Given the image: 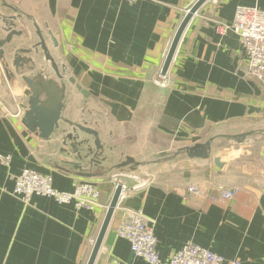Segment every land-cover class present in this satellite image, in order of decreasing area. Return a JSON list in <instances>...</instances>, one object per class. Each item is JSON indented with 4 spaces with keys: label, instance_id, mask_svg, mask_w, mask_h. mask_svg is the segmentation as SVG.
Instances as JSON below:
<instances>
[{
    "label": "crops",
    "instance_id": "1",
    "mask_svg": "<svg viewBox=\"0 0 264 264\" xmlns=\"http://www.w3.org/2000/svg\"><path fill=\"white\" fill-rule=\"evenodd\" d=\"M4 1L7 6L0 0V39L7 32L4 17L16 16L14 28L23 33L4 45L0 57V155L11 157L8 166L0 162V264H86L114 192L115 162L166 153L220 132L256 131L250 127L255 123L264 125V87L246 74L240 37L218 28L220 22H233L237 5L264 10V0H206L180 37L165 87L154 80L196 0ZM28 15L41 25L59 69L65 65L68 77L89 92L84 97L68 84L64 117L96 128L108 147L109 159L92 169L102 175L88 178L100 191L94 208L76 209L72 203L58 204L38 195L26 205L12 194L14 177L25 167L50 174L53 186L63 192L73 191L80 177L69 164L75 157L62 152V138L72 126L61 123L63 133L43 140L21 123L30 91L12 62L18 50L39 40ZM49 31L58 42L56 48ZM26 56L33 59L36 72L59 82L40 48ZM6 64L14 78L6 75ZM76 132L93 145L92 136ZM252 140L262 143L228 148L217 138L208 159L193 160L189 169L172 163L171 174L160 168L154 179L127 188L94 264H110L112 259L118 264H150L113 232L123 208L139 210L150 221L163 262L193 242L227 261L264 264V139ZM215 158H220L221 168ZM190 183L213 194L219 187L233 188L235 195L225 201L185 197Z\"/></svg>",
    "mask_w": 264,
    "mask_h": 264
},
{
    "label": "water",
    "instance_id": "2",
    "mask_svg": "<svg viewBox=\"0 0 264 264\" xmlns=\"http://www.w3.org/2000/svg\"><path fill=\"white\" fill-rule=\"evenodd\" d=\"M2 1V6H7L4 0ZM206 0H196L194 4L187 10L184 18L182 19L180 25L178 26L168 52L166 54L162 69L161 75H165L169 68L170 62L173 58L174 52L180 40V37L192 18L196 13L198 8ZM30 19L35 27L36 35L38 36V42H36L31 48L20 49L15 53L13 57V66L15 67L16 75H21L22 80L26 83L29 88L30 95L28 97L27 108L24 111L21 123L31 132L37 134L43 140H49L54 135L58 133H63L64 130L61 128V123L72 126V132L65 133V136L62 138V145L64 146L62 152L67 155H73L75 157V162H69L76 174L84 178H95L102 175V172L94 173L92 169L94 166H100L101 163L106 162L109 157L105 155V150L108 148L105 143L102 142L100 134L96 128H90L86 125L76 124L69 119L65 118L63 115L65 109V102L68 98V84L73 85L84 97L89 96V92L83 89L78 83H76L75 78L68 77L67 69L65 65H59L49 51L45 38L44 32L41 28V25L37 20L31 16H27ZM5 22V31L6 35L4 38L0 39V57L4 55V45L11 42L14 36L22 35V30H16L14 28L15 21L17 20L16 16H9L2 18ZM52 46L56 48L58 42L53 36L52 32H48ZM39 48L43 52L44 60L47 64L50 65L52 72L59 82L45 77L44 73L36 72L33 59L29 55L31 53H37ZM31 72V74H28ZM6 75L9 78H14V73H9L7 70L6 64ZM83 132L84 134L90 135L93 138V145H89V140L87 138H82L77 134L76 131ZM237 130V129H232ZM235 134L227 133H216L215 135L209 137L206 141L201 143H195L189 146H185L179 149H175L163 154H157L156 158L152 160L146 159H134L133 157H126L122 162H115L113 164L112 170H130L134 171L137 168L141 167H153L165 165L168 163H175L176 166L183 169H189L192 167V161L195 159L206 160L210 157V150L212 143L220 137H228L235 139L237 141H243L247 138H261L264 139V134L254 130H243L236 131ZM70 141V144H66V141ZM188 157L187 161H184V157ZM214 163L218 167H222V162L220 158H215ZM87 166V168L85 167ZM122 190L121 183L117 184L110 202L107 205V209L102 221L100 230L96 236V239L93 243L88 261L86 264H94L96 256L101 247L104 235L110 224L112 215L115 208L117 207L119 195Z\"/></svg>",
    "mask_w": 264,
    "mask_h": 264
},
{
    "label": "built area",
    "instance_id": "3",
    "mask_svg": "<svg viewBox=\"0 0 264 264\" xmlns=\"http://www.w3.org/2000/svg\"><path fill=\"white\" fill-rule=\"evenodd\" d=\"M218 28L222 32L231 29L240 37L247 56L246 74L264 87V10L258 6L239 4L235 7L233 22L230 25L220 22ZM167 81L166 74L160 73L154 83L165 87ZM0 162L8 166L11 162L10 155H0ZM123 175L120 173L112 177L114 189L117 184L122 185L118 202L125 197L127 189L125 183L118 179ZM14 182L12 194L26 205L30 204L32 197L36 195L51 197L58 204L72 203L76 209H91L99 204V188L88 178H76L73 191L63 192L53 186L50 174L25 167L14 177ZM146 182L148 181L135 186H142ZM184 194L185 197L196 195L203 199L209 197L211 200L225 201L232 199L235 191L233 188L219 187L217 193L213 194L197 184L190 183L186 186ZM113 232L115 236L128 240L137 258L150 264H239L238 260L227 261L223 256L193 242H187L175 251L168 261L163 262L159 256L158 241L153 226L139 210L123 208ZM110 264H118V260L112 259Z\"/></svg>",
    "mask_w": 264,
    "mask_h": 264
},
{
    "label": "rangeland",
    "instance_id": "4",
    "mask_svg": "<svg viewBox=\"0 0 264 264\" xmlns=\"http://www.w3.org/2000/svg\"><path fill=\"white\" fill-rule=\"evenodd\" d=\"M251 128L255 129L256 131L261 132V134H264V125L262 124H252L250 125ZM246 141H237L235 139L232 138H228V137H220V141L219 144L220 146H224V147H234V146H238L237 144H252V143H257L259 142L262 143V141H257V140H252V138H248L245 139ZM163 154V153H161ZM157 154H145V155H140L135 157L134 159H146V160H152L154 158H156ZM161 168V170H164V172H166V174H171L173 171L172 170V163H168L165 165H160V166H153V167H141V168H137L134 171H130L127 169L124 170H119V169H115V173L111 175V177L116 176L117 174H124L123 176H121L118 179H121V181L123 183H125L126 187L129 188L130 186H135L138 184H142L145 181L154 179L155 176H157L156 172Z\"/></svg>",
    "mask_w": 264,
    "mask_h": 264
}]
</instances>
